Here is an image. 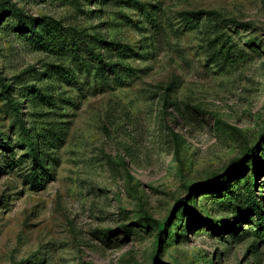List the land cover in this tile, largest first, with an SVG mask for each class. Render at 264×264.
<instances>
[{
	"label": "rangeland",
	"instance_id": "1",
	"mask_svg": "<svg viewBox=\"0 0 264 264\" xmlns=\"http://www.w3.org/2000/svg\"><path fill=\"white\" fill-rule=\"evenodd\" d=\"M0 78V264H264V0H0Z\"/></svg>",
	"mask_w": 264,
	"mask_h": 264
},
{
	"label": "trees",
	"instance_id": "2",
	"mask_svg": "<svg viewBox=\"0 0 264 264\" xmlns=\"http://www.w3.org/2000/svg\"><path fill=\"white\" fill-rule=\"evenodd\" d=\"M194 14L197 16V15H203L204 13L203 12H195ZM116 47L121 49L120 46H116ZM89 55L92 56L94 59H99L98 56L95 55L93 52H89ZM0 87H1L2 93L5 94L6 97L8 98L9 95H10L9 86L6 85L5 83H3L1 78H0ZM19 123L21 124V126L23 128V131L25 133V136L27 137V144L31 148V152H34L36 154V152H35L36 148H34V144H33L32 140L30 139L28 131L23 127L24 125L22 124L21 120H20ZM261 138H264V133L261 136ZM253 150L254 149H248L247 153H246V156L244 157V159L246 158L247 161H252L251 162L252 168L250 170L251 178H250L249 181L245 180L244 183H243V195H239L240 198L237 196L235 198V201L232 202V203H233V208H236L235 209L236 215L240 214V212L244 208V210L246 211L247 214L252 215V216L255 217V219H256V221L258 223V228L260 230L259 231L260 232V234H259L260 238L262 240H264V213H263L264 196H262L263 197L262 201H260V200H258V198L256 197L255 192H254V188L256 186V178H257V176H258V174H259V172H260L262 167L260 168V167H258L256 165V162L253 159V156H254V151ZM261 151H264V150L262 149ZM244 159L238 158V159L234 160L230 167H232L234 165L235 166L236 165L237 166L240 165L243 162ZM42 180L43 179L41 178V176H39V175L35 176L34 175L31 178L30 183L32 185H35V184L39 183L40 186H41V185L44 184V183H42ZM224 184H225V180L224 179L219 181L216 178L211 179L209 182L205 183V185L209 187V188H207L208 190L216 189V188H218V186L221 187L222 185H223V187H225ZM262 185H260V188H261ZM262 188H264V187H262ZM191 189L192 188L190 187L189 190H191ZM222 195L223 194H218L215 197H217V198L220 197L221 198ZM182 207H183V212H187L186 204H183ZM220 228H221V226L218 228L217 225H215V227L214 226L212 227V229H214V230H216V229L219 230Z\"/></svg>",
	"mask_w": 264,
	"mask_h": 264
}]
</instances>
